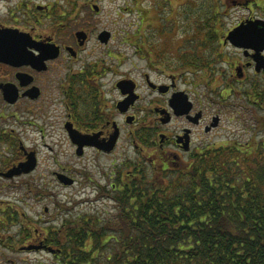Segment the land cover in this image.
Segmentation results:
<instances>
[{
  "label": "flooded vegetation",
  "instance_id": "af4514ba",
  "mask_svg": "<svg viewBox=\"0 0 264 264\" xmlns=\"http://www.w3.org/2000/svg\"><path fill=\"white\" fill-rule=\"evenodd\" d=\"M87 5L96 15L101 12L95 1ZM79 7L82 0H0V264H45L50 255L67 264L70 258L57 242L68 227L65 219L54 227L44 216L48 206L39 215L18 209L19 202L50 195L53 183L77 184L62 162L68 150L61 141L67 140L79 157L120 150L113 174L124 181L135 169L182 170L211 147L205 138L225 116L181 86L184 67L178 57H117L110 47L113 31L103 28L97 35L99 21L77 26ZM104 31L111 34L108 42L100 40ZM94 34L105 48L101 54L89 53ZM124 41L151 56L149 47ZM181 92L182 113L172 102ZM28 161L31 168L18 173L15 168ZM59 174L74 182L65 183ZM95 183L100 191L116 188L113 181Z\"/></svg>",
  "mask_w": 264,
  "mask_h": 264
},
{
  "label": "trees",
  "instance_id": "16d2710c",
  "mask_svg": "<svg viewBox=\"0 0 264 264\" xmlns=\"http://www.w3.org/2000/svg\"><path fill=\"white\" fill-rule=\"evenodd\" d=\"M153 3L138 14L137 44L149 47L152 57L169 55L156 50L148 31L156 29L158 38L168 33L156 25L164 16L168 31L179 29L185 38L177 49L179 65L188 64L195 73L204 66L206 74L224 49L223 44L218 50L224 33L218 3L212 4L213 13L214 8L202 13L187 3L190 8L181 15L168 10L172 0ZM236 91L240 105L234 114L252 135L207 148L182 170L135 169L124 181L119 175L115 190L99 189L100 195L110 193L117 207L114 218L65 219L68 227L57 242L70 257L67 264H264V73L248 76Z\"/></svg>",
  "mask_w": 264,
  "mask_h": 264
},
{
  "label": "rangeland",
  "instance_id": "374dc122",
  "mask_svg": "<svg viewBox=\"0 0 264 264\" xmlns=\"http://www.w3.org/2000/svg\"><path fill=\"white\" fill-rule=\"evenodd\" d=\"M88 1H95L100 7L101 12L96 15V11H92L87 5ZM153 1L155 2V0H82V8H78L79 11L80 9L82 11L81 18L76 23L79 27H89L88 24L92 26V23L99 21L97 35L103 28L113 31L115 36L110 47L117 52V57H143L141 53L145 55L144 57H152L147 55L148 52L142 51V49L136 52L135 45L127 44L124 39L135 43L139 42L137 41V39L139 40L137 31L139 30L141 18L138 14H140L142 7L154 5ZM157 1L160 3V0ZM187 3L191 5L192 9L194 5H198V8H202L200 10L202 13L210 12L213 8L214 10L211 13L215 12V7L212 4L218 3L217 5L220 7L216 16L222 20L219 28L223 29L224 33L221 37L222 45L220 44L218 50L223 44L224 49L221 55L215 57L217 64L215 63L212 67L216 72H213L212 68L204 74L205 72H202L203 69L201 70L203 66L199 67L197 70L199 72L195 73L191 70V66L183 64L181 86L191 89L196 97H201L207 103L209 102L211 110L218 109L222 113H225L221 126L210 135H207L205 139L214 149L230 146L234 141H243L253 133L252 130H248L249 128L245 127L247 124L245 121L239 118L240 122L236 118L234 112L236 111L235 107L240 105L239 99L236 98L238 96L236 95L238 93L236 87L240 86V83L243 84V81L246 82L248 76H253L254 69L258 70L256 69L257 60L255 57H252V54L255 52L254 50L250 51V55L246 56L243 54L241 48H237L229 40L228 42L226 40L229 31L243 20L264 19V2L262 0H257L256 2L255 0H172L171 5L168 6V10H173L172 13H179L181 15L184 8H190V6L185 7V5H188ZM73 4L75 6V3ZM78 4L81 5V2H78ZM159 12L162 15V10H159ZM163 18L164 16L159 17L156 25L160 29H163L165 26L164 31L168 33L158 38L153 33V31L156 32V29L149 28L148 31L150 30L149 32L153 39H150V41L155 45L156 50L169 53L167 57H177V49L180 45H184L182 43L185 38L179 36V29H175L172 32L168 31L171 29L170 23L166 22L164 24ZM208 21L213 20L209 19ZM209 25L205 24L204 26L208 27ZM212 34L216 35L215 33ZM100 45L96 34H94L88 44V47L91 49L89 53H92L94 50L96 54L103 53L105 48L100 47ZM86 54L88 53L85 52L84 55ZM261 54L264 55V51ZM248 57L250 58L249 60L247 59ZM182 60V63H185V57H182ZM246 60H248L247 66L250 67L251 64H254V67H250V69L246 67V70H244V66L246 65L243 63ZM263 71L264 68L258 72L261 73ZM203 75L206 76L203 77ZM218 78H220V81ZM221 79L223 80L222 83H220ZM234 84L235 88L233 87ZM231 89L232 91L230 92ZM228 92L232 93V96ZM228 99L229 102L227 103ZM262 134L260 132V135ZM55 143L57 142H51L52 145H55ZM61 143L68 150L64 156H61L62 162L78 178L77 184L70 187H62V185L53 183L51 184L53 187L50 195L42 196L40 200L32 199V202L29 204L19 202L18 209L22 212H27L29 215H39L43 214L44 207L48 206L49 211L44 216L50 217L51 225L54 227H59L64 219L77 218L83 215L95 214L104 222L114 218L117 207L114 205L112 199L107 196L101 197L98 191V184L95 181L100 182L102 185H109L120 175L113 174L115 172L114 168L119 164L122 157L120 150L109 156L101 154L96 156L93 151H89L84 157H79L73 152L67 140L65 142L61 141ZM52 155L53 153L51 152ZM131 157L130 167L133 168L132 165L135 163L133 152H131ZM149 157L152 158V155ZM115 160L117 164L113 165ZM147 163H149V159ZM51 166L53 167V165ZM183 166L181 167L182 169ZM45 173H47V169H45ZM46 258L49 261L45 264H57L52 255Z\"/></svg>",
  "mask_w": 264,
  "mask_h": 264
},
{
  "label": "water",
  "instance_id": "95a60500",
  "mask_svg": "<svg viewBox=\"0 0 264 264\" xmlns=\"http://www.w3.org/2000/svg\"><path fill=\"white\" fill-rule=\"evenodd\" d=\"M94 6L96 10H99L97 5ZM110 35V32L104 31L100 34V40L102 42H108ZM78 36L82 39L86 38L85 34L81 32ZM228 40L232 45L243 49L246 56L250 55V51L254 50L255 52L252 54V57H255L257 60L256 69L259 71L264 68V55L261 54V52L264 51V19L257 18L243 20L240 24L229 31L226 42H228ZM172 102L175 110L182 113L185 106L184 99L182 98V92L176 94L173 97ZM31 166L32 164L28 161L26 163H21L15 169H17L16 171L19 173L21 171L29 170ZM61 179L68 184L74 182L65 174L61 175Z\"/></svg>",
  "mask_w": 264,
  "mask_h": 264
},
{
  "label": "bare ground",
  "instance_id": "6f19581e",
  "mask_svg": "<svg viewBox=\"0 0 264 264\" xmlns=\"http://www.w3.org/2000/svg\"><path fill=\"white\" fill-rule=\"evenodd\" d=\"M59 175H60V178H61V175H62V174H59ZM65 183H66V182H65ZM98 191H99V188H98Z\"/></svg>",
  "mask_w": 264,
  "mask_h": 264
}]
</instances>
